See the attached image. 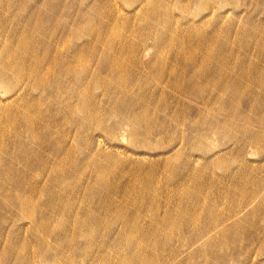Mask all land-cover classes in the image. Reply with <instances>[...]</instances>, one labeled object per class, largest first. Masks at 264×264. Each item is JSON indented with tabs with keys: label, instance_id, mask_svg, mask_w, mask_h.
<instances>
[{
	"label": "bare ground",
	"instance_id": "bare-ground-1",
	"mask_svg": "<svg viewBox=\"0 0 264 264\" xmlns=\"http://www.w3.org/2000/svg\"><path fill=\"white\" fill-rule=\"evenodd\" d=\"M34 1L32 6H29L27 1L18 6V0H0V88L7 93L12 89L14 82L23 83L22 91L16 97L17 99L0 100V180L4 181L3 186L0 187V194L6 199L13 200L15 205H20L28 218H33V236L36 238L37 249L32 251L38 255L41 261L49 260L55 255L63 256L67 251H70L65 259L69 261L77 253L78 242L84 239L92 243L91 247L94 248L101 241L108 244L113 243L117 249L124 248L123 253L128 250L127 255L125 253L121 256L126 261L139 260L141 264H149L154 253H161L163 250L160 237L165 235L159 230L170 220V218H159L155 210L160 207L166 208L167 205L162 203V198H167L169 193L170 199L176 195L172 191L156 190L155 187L157 183L168 184L172 177L179 176L178 174L173 175V171L170 170L176 165L178 167V163L184 168L188 165L190 167L197 165L191 158H183L182 153L175 156L176 161L171 156V158L168 157L156 163L151 161L136 163L123 160L113 152H95L93 147L85 154L84 163L80 164V159L76 157L77 151L66 148L68 138V133H66L65 139L56 141V147L59 149L52 162L54 173L57 174L53 179V185L48 188H41L38 182L29 183V173L26 174L24 170L16 171L6 156L8 157L11 149H21L25 135H28L32 141L38 136L41 140L46 128L48 130L51 127L55 129L56 126L53 125L55 121H51L53 123H48L45 126L43 119L45 113L41 109L45 102L41 96L34 95L35 93L32 91L34 89L43 90L49 94L48 90L54 86L55 89L49 95L69 109V120H73V116H78L77 113H82L83 121L80 124L75 122L76 125L78 124V131L84 128L82 124L84 120L90 118L95 123V120L100 116L102 117L103 112L105 113L110 107L113 116L119 120L114 125L115 130L120 124L129 126L132 137L131 143L133 146H141L140 151L142 153L143 148H148L153 144L155 136H159V133H166L163 131L167 129V124L163 121L165 119L161 120L160 118V110L169 108L165 102L159 103L151 98L154 89L151 83H162L167 80L171 84V89L182 94V99L194 100L197 104L214 105L223 103L222 100L229 97L230 106L232 104V107H236L242 103L241 95L251 97L254 94L251 86L248 90L242 88L248 81L250 74L246 66L247 63L244 62L246 63L245 67L244 64L240 63V67L246 70L241 76L233 77L232 69L236 66V60L230 61V57L235 53L231 50V43L229 42L230 33H232L231 28L228 31L229 38L221 39L220 42H218L219 37L215 38L216 40H211L207 36L199 37L195 42L191 38L194 37L196 27L188 28L185 38L187 41L190 39L189 48L180 50L176 44L178 35L172 29V14L166 13V19H164V13L168 10L170 1L162 0L157 8H152L151 5L155 3V0H124L123 2L127 6L131 4L132 8H136L135 10H138V5H140L143 13L141 12L138 17L141 20L150 18L147 31L153 32V18L155 16L158 15L162 18V23L157 28L159 37H156L152 44L153 49L151 50H154V53L150 61L144 65L150 74L140 78L136 75V72H139L141 65H143L140 57L142 54H149L150 48L145 43L144 46L138 47L140 34L131 37L124 35L119 39L123 42L118 43L116 28L124 23L120 21L117 11L112 15L111 24L100 23L93 40L81 45L77 44L71 53H67L66 50L71 45L65 39L68 36H88L94 32L92 22L93 20L100 21L98 20V18L101 19L99 10L94 5L96 13L93 14L91 13L93 5L90 6L87 10L80 12V19L77 22L76 20L73 21L76 26H69L64 24L66 22L63 20L69 18L71 10L75 8L78 10L74 0ZM187 1L189 3L197 2L199 5L198 13L203 15V19L206 15L205 10L209 7L212 8L213 3L218 0ZM10 11H18L14 20L20 22L16 27L8 29L11 35L9 34L5 40L2 32L7 29L8 18H5L4 12L9 13ZM220 19L221 16L217 18V21ZM78 25L82 26L79 27ZM61 30L65 33L63 41L57 37ZM99 33L101 34L100 37H98ZM142 33L141 37L144 34ZM12 37L14 39L10 40ZM168 52H170V56L157 59L158 56ZM130 58L133 59L130 60ZM90 62L92 64L98 62V65L93 66ZM173 64H176L177 69H173ZM80 70L86 72L85 77L78 74ZM90 77L95 85L101 86L103 90L105 88V96L108 98L106 105L102 104L101 107L92 109L91 104L89 111L92 93L82 88L88 89ZM260 83L262 82L259 81ZM249 84L251 85V80ZM146 85L149 86V89L144 91L145 87L143 86ZM67 86H69L68 89L65 88ZM135 86L141 90L129 96L128 89L135 88ZM260 87L261 85L258 87L253 85V89ZM64 93L67 95L62 98ZM228 107L229 105L226 108ZM63 110L65 113V108ZM176 112L174 118L182 121L183 116L178 111ZM229 113L231 114L232 111ZM54 114L57 113L54 111L50 115L53 116ZM38 117L43 120H37ZM64 117L67 119L66 113ZM244 119L247 120L248 116L243 115ZM161 121L166 125H160ZM201 123L198 121L193 125L196 131L194 138L200 133L205 136L210 135V130L202 131ZM101 128L103 130L109 129L103 125ZM92 142H94L93 139L89 143L93 144ZM199 145L203 144H195L189 149H196ZM151 147L153 146L151 145ZM189 149L186 150L189 151ZM192 150L190 151L192 152ZM198 150L202 152L203 146H200ZM40 158L42 159L38 154L32 161L29 157L25 160V167L31 172L36 169L42 170V166L39 164ZM212 158L215 161L216 157ZM46 163L47 161L44 163L45 167ZM44 166L43 170L45 169ZM128 167L130 172L124 173L125 168ZM90 171H92L91 179L94 180V185L84 187V182L82 185L79 182H74L76 177H80L81 181H87L90 177ZM18 173L21 178L16 175ZM183 174L181 173L180 176ZM189 177L196 185L200 183L199 177ZM12 180H15V184L12 183ZM126 180L131 181V185L129 187L120 186L121 182ZM25 183H29L30 188H24L22 185ZM145 188H152V191H149L151 196L144 192ZM13 189L20 192V196L16 200H14L11 192ZM44 193H49L48 202L46 205L44 202V207L41 208L38 196L44 195ZM207 194L200 189L193 192L194 198L198 201L202 197H206ZM120 196L123 198L133 196V203L126 201L117 203L115 200ZM118 204H125V206L115 210L114 208ZM44 208L47 209L46 212L43 211ZM76 210H78L77 213ZM60 214L63 215V219L57 218ZM111 214H114L112 219L114 222L121 221V226L119 225V228L115 230L117 238L115 241H112L111 237L108 240H102L103 235L111 233L104 224V221ZM171 221L174 223L173 219ZM91 224H94L95 227L93 228L96 229L91 231L89 229ZM188 228H190L188 225L183 224V227L176 225L175 228L173 227L172 233L173 235L176 232L183 233ZM208 229L213 228L205 227L203 231ZM180 236H178V240L184 241V235L180 234ZM19 238L22 237L20 235L17 237L14 234L7 250L4 253L0 251L2 261L0 264H33L39 260L34 255L35 258L32 257L30 263V259L25 255L21 256L16 263H12V256L18 252L21 245L22 248L31 250L28 243H23ZM172 239L174 241V237ZM95 253L96 251H89L87 260L94 257ZM121 254L118 251V255ZM104 257L105 264H110L114 262L113 257H116V253L109 252ZM163 264L166 263L163 262Z\"/></svg>",
	"mask_w": 264,
	"mask_h": 264
},
{
	"label": "rangeland",
	"instance_id": "rangeland-1",
	"mask_svg": "<svg viewBox=\"0 0 264 264\" xmlns=\"http://www.w3.org/2000/svg\"><path fill=\"white\" fill-rule=\"evenodd\" d=\"M25 1H27L29 6H32L33 2H35L34 0H18V6L25 4ZM74 1L78 10L76 8L71 10L69 18H64L63 20L66 22L64 24L76 26L73 21L76 20L77 22L80 19V12L87 10L92 5L91 13H96L95 5L100 12L99 16H101V19L98 18L99 22L93 20L92 28L94 32L88 36H68L65 39L64 31H59L58 39L60 41L65 39L71 45L66 52L71 53L77 44L81 45L84 42L93 40L100 23L111 24L112 15L117 11L120 21L124 23L116 28L118 43L123 42L119 39L124 35L125 37H131L140 34L138 47L140 45L144 46L145 43L150 48L149 54L141 55L140 60L143 65H141L139 72H136V75L140 78L149 76L150 71L144 65L150 61L154 53V50H151L153 49L152 44L155 38L159 37L157 28L162 23V18L158 15L153 18V32H151L146 30L150 18L141 20L138 17L141 12L143 13L140 5H138V10H135L136 8H132L131 4L127 6L123 2L124 0ZM161 1L155 0L151 7L157 8ZM166 1H170V4L168 10L164 13V19H166V13L168 15L169 13L172 14V29L178 35V41L176 40L177 43H175L178 44L180 50L189 48L190 39L187 41L185 38L188 28L193 29L192 27H196L194 37L191 38L195 42L199 37L203 36H207L211 40H216L219 37L218 42H220L221 39L229 38L228 31L230 28L232 29L229 42L231 43V50L235 53L230 57V61L236 60V66L232 69L233 77L241 76L246 69L241 68L240 63L244 64V67L247 63L246 66L250 74L248 81L245 82L242 88L248 90L251 86L252 91H254L251 97L241 95L240 100L242 103L236 107H232V104L230 106L231 100L229 97L226 100H222L223 103L214 105L197 104L194 100L182 99V94L171 89V84L167 80L162 83H151L154 86L151 98L159 103L165 102L169 108L160 110V118L161 120L165 119L163 121L167 124V129L163 131L166 133H159V136L153 138V144L150 143L153 147L150 145L148 148H143L141 153L140 149L142 147L133 146L131 143L132 137L129 126L120 124L118 129L115 130L114 125L119 120L116 116H113L110 107L107 108L105 113L103 112L102 117L100 116L95 120V123L90 118L88 119L89 121L84 120L82 123L84 128L78 131V124L76 125V123L79 122L80 124L83 121L82 113H77L78 116H73V120H69V109L49 95L55 89L54 86H51L50 90H48L49 94L43 90L34 89L32 93H35L34 95L36 96H41L45 102L41 106L45 113V116H43L45 126L55 121L53 125L58 127L55 126V129L51 127L49 130L46 128L43 131L41 140H39L40 136H38L32 141L28 135H25L21 149H11L12 151L9 152L6 158L15 167L16 171L24 170L26 174L29 173V183L38 182L39 187L48 188L53 185V179L57 175L52 167V162L59 149V147H56V141L65 139L66 133H68L66 148L77 151L76 157L80 159V164L84 163L85 154L92 147L95 152H113L123 158V160L136 163L142 161L156 163L165 160V158H171V156L175 158L177 154L182 153L183 158H191L197 166L190 167L188 165L184 168L180 163L176 162L178 167L176 165L170 170L173 171V175L178 174L179 176L172 177L168 184L157 183L155 187L156 190L172 191L176 195L170 199L169 193V196H166L167 198H162V203L167 205L166 208L162 209L163 207H160L155 210L159 218H170V220L164 226H161L159 230L165 235L160 237V241L163 243V250L161 253L156 254L155 252L149 264H163V262L166 264H264V0H218L213 3L212 8L209 7L210 9L205 10L206 15L203 19V15L198 13L199 5L197 2L189 3L187 0ZM18 11L4 12L5 18H8L7 29L2 32L5 40L10 34L8 29L16 27L20 22L19 20H14ZM219 16H221V19L217 21ZM141 32L144 33H142L143 37H141ZM100 36L101 34L99 33L98 37ZM13 39L14 37L10 40ZM172 53L175 54V52ZM168 55L170 56V52L158 56L157 59L159 57L166 58ZM132 59L130 58V60ZM90 64L97 66L98 62L95 64L90 62ZM173 69H177L176 64H173ZM78 74L86 76V72L81 70ZM250 80L251 85L249 84ZM259 81L262 83L259 84ZM88 83V89L82 88L92 93V100H90L88 110H91V104L92 109L101 107L102 104L106 105L108 97L105 96V88L103 90L101 86L95 85L91 77ZM253 85H257V87L261 85V87L253 89ZM22 86L23 83L20 81L14 82L12 89L7 93L0 88V100L17 99L16 97L22 91ZM149 86H143L145 87L143 90L149 89ZM68 87L65 88L68 89ZM25 90H28L26 85ZM140 90L137 86L129 88V96L138 93ZM66 95L64 93L62 98ZM228 105L229 107L226 108ZM63 108L66 110L67 119L64 117ZM54 111L57 114H54L55 116L53 115V117L50 114ZM176 111L183 116L182 121L174 118ZM231 111L232 113L230 114L229 112ZM243 115H247L248 119L243 120ZM38 119L40 118L38 117ZM43 119H40V121ZM163 121L160 122V125H166L163 124ZM198 121L202 122V131L210 130V135L205 136L200 133L194 138L196 131L193 125L198 123ZM102 125L109 129L103 130L101 128ZM92 139L94 142L90 144L89 142ZM198 143L203 145H199L193 150L189 149ZM200 146H203L202 152L198 150ZM186 149H189V151ZM37 154L42 157L39 162L42 170L36 169L31 172L30 169L28 170L25 167V160L30 157L32 161L37 157ZM212 157H216L215 161L212 160ZM46 161L45 167L44 163ZM43 166L45 167L44 170ZM129 172V167L125 168L124 173L128 174ZM181 173L184 174L180 176ZM16 175L21 176L19 173ZM189 176L199 177L200 183L196 185ZM91 178L92 171H90V177L87 181H81L80 177H76L74 182H79L81 185L84 182V187H90L95 183ZM129 180L122 181L120 186L129 187L132 183ZM14 181L12 180L13 184H15ZM29 183H25L22 186L30 188ZM3 184L4 181L0 180V187ZM198 189L208 193L206 197H202L199 201L193 196V192ZM149 191H152V188L144 189V192L151 196ZM11 192L14 200L19 198L20 192L18 190L13 189ZM47 196H49V193L38 196L41 208L44 207V202L45 205L48 202ZM115 201L117 203L125 201L133 203V196L128 198L120 196ZM121 206H125V204H118L114 209L118 210V207ZM43 211L46 212L47 209L44 208ZM77 212L78 210H76ZM57 218L63 219V215L60 214ZM113 218L114 214H111L104 221L111 233L103 235L101 237L102 240H108L111 237V240L115 241L117 238L115 230L119 228L121 221L116 223L112 220ZM171 219H173L174 223ZM195 223L196 225H194ZM183 224L190 226V228L183 233L176 232L173 235V227L175 228L176 225L183 227ZM204 226L213 229L203 231L205 229ZM93 227H95L94 224L89 225L91 231L96 229ZM33 230V218H28L20 205H15L13 200L11 201L10 198L6 199L0 194L1 253L7 250L11 237L16 234L17 237L18 235L22 237L19 238L20 241L28 243L31 250L22 248L21 245L18 252L12 256V263H16L21 256L25 255L30 259V263L32 257L39 259L38 255L33 252L37 249ZM180 234L185 237L182 242L178 240ZM202 235L204 236L200 238ZM172 237H174V241ZM78 245L76 255L69 261L65 260L70 252L67 251L63 256L55 255L46 261L39 259L33 264H105L104 255L109 252H112V254L116 253V257H113L114 262L110 264H141L139 260L126 261L123 259L121 256L125 255V253L127 255L129 253L128 250L123 253L124 248L117 249L113 243L108 244L105 241H101L94 248L91 247L92 243L82 239L78 242ZM92 250L96 251L95 256L87 260V254ZM118 251L122 254L118 255ZM0 263H2L1 257Z\"/></svg>",
	"mask_w": 264,
	"mask_h": 264
}]
</instances>
